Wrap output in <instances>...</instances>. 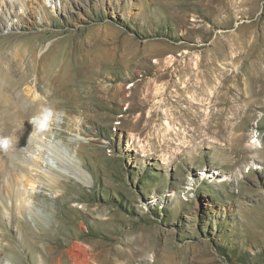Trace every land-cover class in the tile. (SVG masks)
<instances>
[{
  "label": "rangeland",
  "instance_id": "rangeland-1",
  "mask_svg": "<svg viewBox=\"0 0 264 264\" xmlns=\"http://www.w3.org/2000/svg\"><path fill=\"white\" fill-rule=\"evenodd\" d=\"M64 51L86 71L73 108L48 81ZM30 54L21 89L32 100L39 71L51 137L0 175V264H264V0H0V62ZM155 58L203 60L217 105L160 103L177 75Z\"/></svg>",
  "mask_w": 264,
  "mask_h": 264
},
{
  "label": "bare ground",
  "instance_id": "bare-ground-1",
  "mask_svg": "<svg viewBox=\"0 0 264 264\" xmlns=\"http://www.w3.org/2000/svg\"><path fill=\"white\" fill-rule=\"evenodd\" d=\"M62 11H64V9H62ZM61 52H58L57 54H60ZM48 55L50 56V58L55 60V57H53V53H51V55L50 54ZM48 55L41 56L37 63L35 61V63L38 65L37 66L38 70L42 69V66H44V64H42L41 61L46 60L45 58H47ZM72 55H73L72 53L70 52L68 53L64 51L63 53L64 64L60 68L61 74L54 68L51 70V74L48 77L49 85L54 88L52 96L58 98L60 100L59 103H61L62 105H71V108H73L74 106V99H75L74 98L75 93L72 92L71 86L74 84V82L77 79L79 80V78L83 76L84 72H86L83 69H80L81 67L78 66L76 67ZM33 56L34 55L31 54L28 56H22L23 59L27 60L29 58L31 59V61L28 60L27 62H24L21 68L18 67L17 70H13L12 68L9 67V65H6V63L0 62V113H1L0 123L2 125L3 123L5 124L8 122L11 125L7 127L13 128L12 134L8 136L10 137L8 138L10 144L7 150L0 149V162L4 164L3 167H0V175L8 171H11L12 175H16L19 174L20 172H23L28 165L34 164L32 158L28 155V153L34 154L37 151L39 152V149L35 146V144L36 145L39 144L38 146L40 147L49 146L47 144L49 142L43 140L44 139L43 136H49V138L51 136L48 133H46V130L39 131L35 125L33 126L30 123V119L39 116L41 112L46 108L44 102H42V100L38 95V83L41 80L39 71L37 72L34 71L36 73V84L28 88V90H32V94H34V98L32 100L27 99L25 93L21 89L23 86L26 87L27 84L26 79L27 77H29L28 72H32L35 69V64L34 65L32 64L34 62ZM151 62L153 63V67L155 66L156 68L167 65L166 72L161 76L159 75L158 77L159 79L170 77L172 76L173 72L176 73L177 75V79L174 81V86L171 85L172 87H170V85L168 84V86L166 85L165 87L166 90L164 91H161L160 89L158 90L156 89L158 97L164 96V99L161 98L160 103L163 102L165 104H169L171 98L175 97L178 101L185 103L188 106L187 110H190L192 112V109L198 111L200 107L203 108L205 104L211 105L212 103H214V105H217L215 102L221 99V89L217 87L214 88L212 87L211 88L212 91L208 89L209 88L208 86L211 83L215 82L212 79L215 77L212 76L211 78L210 75H206L207 78L206 81H203V79H201L200 82L198 81L199 78L204 77V75L201 72V68L204 66L203 60L196 59L194 64H192L188 60V62H185L183 64V67H181L180 65L181 63L179 59H175V58L169 59L166 62H162L160 59L155 58ZM93 63L94 62H92L91 65ZM214 63L212 65H214ZM192 65H193V69L191 70L190 66ZM31 66L34 69H31L30 68ZM185 67L187 69H185ZM86 68L89 69V67ZM168 68H175V69L174 71H170ZM188 73L192 78V80L191 79L185 80V76L188 75ZM181 83H183L184 86L182 88H179ZM189 87L194 91L192 92L193 94L186 96L187 95L186 92L190 89ZM101 88L105 91L112 92L113 97H115L117 93H121V95H123L122 85H114L112 87L109 85H104L101 86ZM132 88L133 89H131V92L132 91L134 92H132L129 97L130 101H134L135 99H137L135 96L137 95L136 92L139 90L138 84L133 85ZM171 88H174V90H171ZM150 90H152L151 86H149L147 89L148 93L145 94L144 97L140 99L139 103H137L136 106L137 109H143L149 104L151 98ZM197 90L199 91V93L196 95ZM88 98L90 99V97ZM131 109H134V107L131 106L130 110ZM158 112L159 111L156 110L150 112V116L146 118L145 121L150 122L153 120V122H155L157 121L156 118H159L158 120H160L166 117L165 114L163 115L161 112L159 113ZM218 115L220 114L212 113V117H216ZM141 120H142V115H140L136 125L141 124ZM51 121H53L51 123L52 126H54V124L56 123L54 122V120ZM48 125H50V123L49 124L47 123V126ZM7 135H4L3 138H6ZM30 140H32L31 142L32 144L29 143ZM48 163L51 162L48 160L47 164ZM33 190L34 188L31 187V191Z\"/></svg>",
  "mask_w": 264,
  "mask_h": 264
},
{
  "label": "clouds",
  "instance_id": "clouds-1",
  "mask_svg": "<svg viewBox=\"0 0 264 264\" xmlns=\"http://www.w3.org/2000/svg\"><path fill=\"white\" fill-rule=\"evenodd\" d=\"M51 111L44 109L41 114L37 117H33L32 123L37 127L39 131L47 130V123L51 119ZM10 141L8 138H0V149L7 150Z\"/></svg>",
  "mask_w": 264,
  "mask_h": 264
}]
</instances>
